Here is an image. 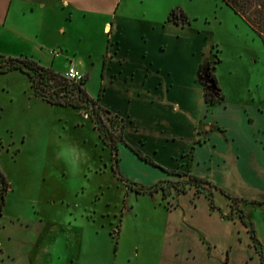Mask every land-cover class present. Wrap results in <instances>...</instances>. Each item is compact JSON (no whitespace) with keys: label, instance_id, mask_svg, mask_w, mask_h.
Instances as JSON below:
<instances>
[{"label":"crops","instance_id":"1","mask_svg":"<svg viewBox=\"0 0 264 264\" xmlns=\"http://www.w3.org/2000/svg\"><path fill=\"white\" fill-rule=\"evenodd\" d=\"M167 15L153 7L129 9L127 0H0V54L28 56L62 74L74 65L86 89L95 79L88 93L97 98L102 90L101 105L126 120L128 144L240 198L237 208L260 243L226 196L215 192L220 211L212 210L205 194L187 186L185 193L155 194L158 216L149 218L150 229L131 239L128 251L116 250L126 255L123 264H263L264 204L246 201L264 202L262 110L225 102L209 111L199 79L208 36ZM61 59L68 63L64 70ZM119 156L121 171L143 185L187 180L125 144Z\"/></svg>","mask_w":264,"mask_h":264},{"label":"rangeland","instance_id":"2","mask_svg":"<svg viewBox=\"0 0 264 264\" xmlns=\"http://www.w3.org/2000/svg\"><path fill=\"white\" fill-rule=\"evenodd\" d=\"M127 2L129 9L153 7L166 20L205 33L210 50L200 81L214 91L208 76L214 72L227 105L245 103L264 116V43L232 8L222 0ZM58 67L68 63L61 59ZM95 87V79L87 80L89 92ZM90 114L37 98L20 71L0 74V168L10 183L0 214V264H123L126 255H116L117 248L128 251L131 239L152 226L155 195L130 189L123 177L143 184L127 177L120 161L123 177L115 173ZM101 115L119 134L120 121ZM73 146L87 150L90 165L72 159Z\"/></svg>","mask_w":264,"mask_h":264},{"label":"trees","instance_id":"3","mask_svg":"<svg viewBox=\"0 0 264 264\" xmlns=\"http://www.w3.org/2000/svg\"><path fill=\"white\" fill-rule=\"evenodd\" d=\"M222 1L227 6L232 8L237 15L243 18L250 28L257 33V35H259L264 43V0ZM169 20H171V18H169ZM208 66V69H211L210 64H208ZM13 71H20L28 76L33 93L37 98L55 106L71 107L77 110L85 107L91 111L90 118L93 121L95 128L98 130L102 142L111 150L113 157V169L120 177L123 176L120 174L117 167L120 161L119 145L121 143L130 147L140 159L153 166L161 168L168 174L179 177H187L186 181H160L149 187L131 182L123 177L122 179L125 180L130 189H133L140 194H149L154 196L156 193L162 192L164 196H168L173 189L180 193H185L187 186H193L196 188L197 194H205L211 200V209L217 211H220V209L216 207L214 203V191L219 192L230 200L232 210H237L244 224L250 228L254 243L258 247L260 246L252 221L248 220L245 213L241 209L237 208L239 202L241 201L240 198L232 196L206 179L163 167L151 157L128 144L124 137L126 120L101 105L102 90L98 98H93L85 87L86 79L82 83L76 84L69 81L65 78L64 74L57 72L53 67L44 66L28 56L17 57L0 54V74H7ZM208 76L213 83L214 91L209 89L207 83L203 81H201V83L205 90V100L210 111L217 106L223 105L225 103V96L219 87L215 73H208ZM101 113L110 116L111 122L113 118L120 121L121 126L119 134H116L113 126L107 125V123L103 120ZM197 143L201 144V139H199ZM207 187L212 189V191L207 190ZM9 190L10 183L0 168V214L3 213ZM246 201L252 204H264V202L261 201ZM259 252L263 257L261 249Z\"/></svg>","mask_w":264,"mask_h":264},{"label":"clouds","instance_id":"4","mask_svg":"<svg viewBox=\"0 0 264 264\" xmlns=\"http://www.w3.org/2000/svg\"><path fill=\"white\" fill-rule=\"evenodd\" d=\"M56 136L63 139V141L67 142L71 138L66 134V132H57ZM61 139L56 138L55 139V145L60 146L61 145ZM70 154L72 156V159L76 162H78L81 165H90L91 156L87 152V150L80 148L78 146H73L69 148ZM57 159H61L60 156L56 155Z\"/></svg>","mask_w":264,"mask_h":264},{"label":"built area","instance_id":"5","mask_svg":"<svg viewBox=\"0 0 264 264\" xmlns=\"http://www.w3.org/2000/svg\"><path fill=\"white\" fill-rule=\"evenodd\" d=\"M65 78L76 84H80L85 80V75L76 66L71 65L64 74Z\"/></svg>","mask_w":264,"mask_h":264}]
</instances>
